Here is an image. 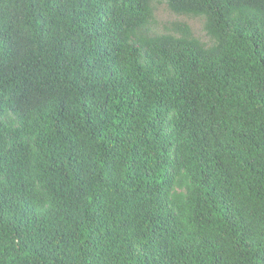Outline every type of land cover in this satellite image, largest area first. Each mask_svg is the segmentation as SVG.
Here are the masks:
<instances>
[{"label": "trees", "instance_id": "obj_1", "mask_svg": "<svg viewBox=\"0 0 264 264\" xmlns=\"http://www.w3.org/2000/svg\"><path fill=\"white\" fill-rule=\"evenodd\" d=\"M0 0V264H264V0Z\"/></svg>", "mask_w": 264, "mask_h": 264}, {"label": "rangeland", "instance_id": "obj_2", "mask_svg": "<svg viewBox=\"0 0 264 264\" xmlns=\"http://www.w3.org/2000/svg\"><path fill=\"white\" fill-rule=\"evenodd\" d=\"M153 20L151 27L155 32H166L173 30L178 23H186L192 27L194 34L205 42H209L204 31V20L201 17H187L172 12L165 0H154L153 3Z\"/></svg>", "mask_w": 264, "mask_h": 264}]
</instances>
